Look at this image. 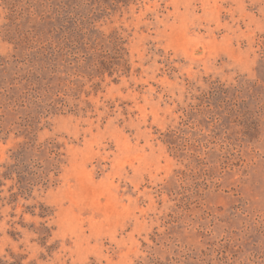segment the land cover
I'll use <instances>...</instances> for the list:
<instances>
[{
    "label": "rangeland",
    "instance_id": "rangeland-1",
    "mask_svg": "<svg viewBox=\"0 0 264 264\" xmlns=\"http://www.w3.org/2000/svg\"><path fill=\"white\" fill-rule=\"evenodd\" d=\"M20 259L264 264V0H0Z\"/></svg>",
    "mask_w": 264,
    "mask_h": 264
},
{
    "label": "trees",
    "instance_id": "trees-1",
    "mask_svg": "<svg viewBox=\"0 0 264 264\" xmlns=\"http://www.w3.org/2000/svg\"><path fill=\"white\" fill-rule=\"evenodd\" d=\"M80 11H82V10H80ZM110 39L114 42H119V40H120L116 36H112V37H110ZM1 264H22V263H21V259H20V260H14L13 262L1 261Z\"/></svg>",
    "mask_w": 264,
    "mask_h": 264
}]
</instances>
